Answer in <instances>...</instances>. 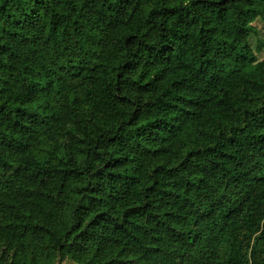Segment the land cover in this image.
Returning <instances> with one entry per match:
<instances>
[{"label": "trees", "instance_id": "trees-1", "mask_svg": "<svg viewBox=\"0 0 264 264\" xmlns=\"http://www.w3.org/2000/svg\"><path fill=\"white\" fill-rule=\"evenodd\" d=\"M264 0H0V264H264Z\"/></svg>", "mask_w": 264, "mask_h": 264}, {"label": "rangeland", "instance_id": "rangeland-1", "mask_svg": "<svg viewBox=\"0 0 264 264\" xmlns=\"http://www.w3.org/2000/svg\"><path fill=\"white\" fill-rule=\"evenodd\" d=\"M254 26L257 29V35H252L250 37L249 42H250L252 49L256 51L259 40H262V42L264 43V24L260 21H256L254 23ZM256 57L258 61H261L264 58V49H262L260 52H256ZM54 264H73V263L69 260H64L59 263L55 262Z\"/></svg>", "mask_w": 264, "mask_h": 264}]
</instances>
